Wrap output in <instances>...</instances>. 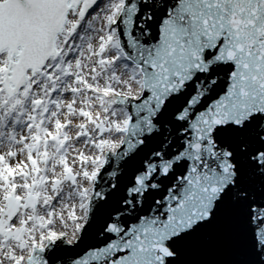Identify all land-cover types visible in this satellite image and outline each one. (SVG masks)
Listing matches in <instances>:
<instances>
[{
  "label": "snow or ice",
  "instance_id": "obj_1",
  "mask_svg": "<svg viewBox=\"0 0 264 264\" xmlns=\"http://www.w3.org/2000/svg\"><path fill=\"white\" fill-rule=\"evenodd\" d=\"M0 264H264V0H0Z\"/></svg>",
  "mask_w": 264,
  "mask_h": 264
}]
</instances>
